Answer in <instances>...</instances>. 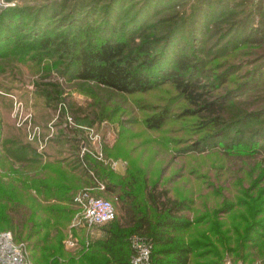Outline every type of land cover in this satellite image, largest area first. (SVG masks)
<instances>
[{"label": "rangeland", "instance_id": "1", "mask_svg": "<svg viewBox=\"0 0 264 264\" xmlns=\"http://www.w3.org/2000/svg\"><path fill=\"white\" fill-rule=\"evenodd\" d=\"M10 19L9 27H0V175L6 182L22 174L30 182L40 177L41 163L55 160L73 171L65 174L74 187L57 254L41 260L35 251L32 264L80 263L107 222L86 226L73 194L92 188L89 193L109 200L115 215L114 194L105 187L120 190L130 174L184 197L188 219L220 220L239 238L246 233L242 208L251 219L252 207L264 205V0H0V20ZM34 19L40 25L35 39L29 36ZM118 34L132 35V49L157 43L152 55L158 59L172 50L168 41L183 44L188 60L177 75L204 101L222 99L224 110L207 114L169 80L134 95L76 80L73 43L87 47ZM41 35L48 38L46 49ZM192 109L197 112L187 113ZM157 115L158 127H147ZM35 127L40 137L50 133L41 148L28 137ZM242 194L250 197L247 205H238ZM34 231L26 227L19 240L28 245ZM259 250L244 262L226 254L222 263L227 256L264 264V247Z\"/></svg>", "mask_w": 264, "mask_h": 264}, {"label": "trees", "instance_id": "2", "mask_svg": "<svg viewBox=\"0 0 264 264\" xmlns=\"http://www.w3.org/2000/svg\"><path fill=\"white\" fill-rule=\"evenodd\" d=\"M8 12L22 13L18 10ZM35 19L32 32L29 33L34 39V34L40 33V25ZM9 25L11 19L7 23H0V27ZM29 25L30 22L25 25V30ZM130 38V34H118L112 39H98L96 44L92 43L87 47L73 43L74 53L69 54L71 62L74 63L73 77L78 81L92 83L123 95L142 94L152 90L155 83L169 80L168 82L173 83L184 96L186 102L197 108L202 105V110L207 114L218 116L219 112L224 110L222 99L204 101L192 83L185 82L177 75L188 60L181 53L184 52L183 44L174 41L175 39L168 41L166 46L172 50L160 53L162 56L158 59L153 56L157 43L145 41L136 49H132L128 46ZM43 39L44 36L39 43L42 49H46L48 38ZM62 45L59 44L56 48L67 53L66 45ZM195 110H189L187 113H196ZM146 122L147 127L156 129L162 122V116L149 117ZM39 168L40 179L32 177L28 179L30 182H27L22 174H17V178L9 175L7 180L12 179L6 182L0 175V229H11L16 241H21L18 237L24 234L26 227L35 229L28 237L26 245L31 263L35 251L39 253L41 260L57 254L63 226L68 222L71 213L65 206L68 205L74 187L67 184V175L65 177V174H72L73 171H66L59 160L46 161L41 163ZM8 171L15 173L9 166ZM48 172L50 174H47ZM105 190L114 194L115 215L102 227V235L89 243L88 252L83 260L80 259V263L69 259L62 264H130L133 253L130 246L132 235L141 237L149 244L151 264H187L189 255L201 242L205 243L204 253L211 258L209 264H222L225 252L234 254L235 258L240 257L244 262L250 258L252 251L261 252L259 248L264 247V205L252 207L251 219L242 208V220H239V223H243L246 233L240 238L238 231L233 233L231 226L228 227L219 220L218 223H207L208 230L200 237L184 232L188 235L186 241L183 232L180 235L175 232L188 223L187 216L183 214L186 208L184 197L171 195L167 187L156 181L149 182L145 177H140L137 181L134 174L127 176L120 190L115 191L116 189L109 185ZM239 198L242 201L238 205H247L250 197L242 194ZM253 198L257 203L261 202V198ZM247 230H252L251 235ZM255 230L258 232L255 233ZM250 247L253 248L252 251L249 250Z\"/></svg>", "mask_w": 264, "mask_h": 264}, {"label": "built area", "instance_id": "3", "mask_svg": "<svg viewBox=\"0 0 264 264\" xmlns=\"http://www.w3.org/2000/svg\"><path fill=\"white\" fill-rule=\"evenodd\" d=\"M67 120L71 123L68 117ZM49 136L50 133L48 132L46 135L40 137L37 127L32 128L28 133L29 139L36 142L38 148H41L45 144ZM91 189L87 187L79 190L73 194L71 200L81 209V219L86 226L101 225L113 218L114 210L109 200L92 196L89 193ZM67 241L70 244L73 243L71 239H67ZM130 246L133 249L130 264H151L150 246L145 240L139 236L132 235ZM0 264H32L25 242L14 240L9 230L0 231ZM222 264L240 263L232 262L225 256Z\"/></svg>", "mask_w": 264, "mask_h": 264}, {"label": "crops", "instance_id": "4", "mask_svg": "<svg viewBox=\"0 0 264 264\" xmlns=\"http://www.w3.org/2000/svg\"><path fill=\"white\" fill-rule=\"evenodd\" d=\"M195 230H198V231L195 232ZM206 230H208V224L207 223L195 222L194 220L188 219V223L187 224L185 223V226H183L182 228H178L175 232L178 235H180L181 232H183V234H184V232L189 231V232H191L189 234H196L197 237H200L201 234H205ZM187 236L188 235H185L184 236V238H185L184 240H186V241H187ZM204 245H205V243L204 242H201V243H199L196 246V249L194 248V251L191 252V254L189 255L188 263L187 264H209L211 258H210V256H208V255H206L204 253V251H205L204 250L205 249L204 248ZM226 254L227 253L225 252L223 254V256L226 255Z\"/></svg>", "mask_w": 264, "mask_h": 264}]
</instances>
